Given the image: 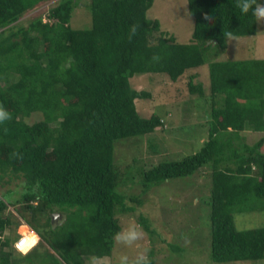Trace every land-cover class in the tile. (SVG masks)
<instances>
[{
  "label": "trees",
  "instance_id": "16d2710c",
  "mask_svg": "<svg viewBox=\"0 0 264 264\" xmlns=\"http://www.w3.org/2000/svg\"><path fill=\"white\" fill-rule=\"evenodd\" d=\"M46 1L0 0V103L11 114L0 124V182L18 179L14 189L0 192V264H82L83 257L107 258L121 229L116 215L123 213L133 214L148 235V256L155 264L152 242L161 239L160 225L177 224L189 232L198 218L192 209H183L182 199L178 215L185 212L193 219L149 221L140 210L144 194L170 179H186L202 166L209 171L206 264H264V224L241 230L234 225L236 213L264 212V58L208 62L206 139L181 159L136 170V193L120 189L127 181L113 156L116 140L165 127L158 114L138 115L135 99L150 93L132 88L128 78L161 73L175 81L201 65L209 47L220 53L228 37L255 35L252 11L243 14L236 0H186L193 18L191 39L178 43L159 30L157 19L146 16L152 0H87L90 26L82 29L68 23L76 0H56L44 13L45 21L35 15L26 24L18 22ZM132 25L138 27L129 40ZM194 78L188 74L185 87L189 95L201 97L202 85ZM32 113L41 117L27 123ZM245 131L260 135L245 141ZM51 212L62 221L53 225ZM22 222L41 237L27 256L12 253L19 237L13 232ZM170 236L162 239L164 263L172 262L167 254H186V248L174 244L179 233ZM44 246L59 261L47 260L49 253L38 250Z\"/></svg>",
  "mask_w": 264,
  "mask_h": 264
},
{
  "label": "rangeland",
  "instance_id": "374dc122",
  "mask_svg": "<svg viewBox=\"0 0 264 264\" xmlns=\"http://www.w3.org/2000/svg\"><path fill=\"white\" fill-rule=\"evenodd\" d=\"M76 1L77 4H75L71 11L68 23L72 28H87L90 26V13L86 6L87 0ZM55 2L56 0H49L38 4L25 13L18 22L26 24L35 15H40L41 18L45 19L44 13ZM146 16L150 19H157L159 30L172 35L176 42H190L193 18L187 13L186 0H152L150 7L146 11ZM256 27L255 35L228 37L226 39V47L220 53H215V49L209 47V50L204 54V62L199 66L186 70L183 73L184 75L182 74L175 81L168 80L161 73H137L128 78L129 85L132 88L150 93L149 97L135 99L134 105L138 115L141 117H148L152 113L160 115L164 119L163 125L165 127L163 128L165 130L160 131L159 128H156L150 133L118 139L114 142V163L119 167L118 171L123 173L122 177H126L127 181V187H119L121 190L124 189L126 193H136L138 191L136 185L138 175L136 174V170L139 171L141 167L147 168L162 160L181 159L185 155L199 149L202 142L206 139V119L210 107L207 64L209 61L214 60L264 58V23H257L256 21ZM190 73L195 74L194 82H199L202 85L203 96L188 94L185 82L186 77ZM11 79L13 80L14 77H11ZM40 117V113H32L28 117H25L24 120L27 123H31ZM241 135L243 136V140L248 141L252 137L256 138L260 135V132H255L254 134L250 133V131H245ZM151 146L157 152H151L148 148ZM208 177L209 171L207 166H202L192 175L186 177V179H170L165 181V184L158 185L144 194V201L142 206H140V210H144L143 214L148 216L149 221L159 222V218L172 220L177 216L179 219L180 217L182 219L184 216L187 220L193 219V215L191 217L190 214L187 215L185 212H181L178 215L182 199L186 203L183 209L186 211L192 209L198 218V226L189 230V232H186V229H183L181 232V228H178L177 224L171 227L168 224L164 229L160 225L161 239L155 238L152 242L155 264H206L207 258L203 252V247L206 248V253L208 252L209 254V236L205 234L208 230V205L206 204L209 189ZM5 179H8V176H5L3 180ZM131 182L134 184L129 188L128 185ZM17 184L18 179L15 178L9 179L6 182L1 181L0 192L6 189H14ZM14 191L16 192V190ZM155 200L156 208L153 210L151 207ZM167 200L170 202H166ZM197 201L201 202V211H196L197 207L195 203ZM150 210H153L155 214H151ZM156 214L159 216H153ZM116 217L121 229L127 227L130 223L137 224L131 213L118 214ZM60 221H62V216L56 217L53 225L60 223ZM263 224V211H249L234 215V225L238 230L260 227ZM20 225L18 224L15 227L13 233L17 234ZM175 231L180 236H174L177 238L174 244L186 248V254L185 256L183 254L182 256L180 255V257L174 254H167L171 255L167 258L172 260V262L165 261L164 263L163 260L165 259H161L164 256V253H162L163 249H165L162 246V239H169L171 237L170 234ZM9 232L11 231L9 230ZM143 232L144 239L141 241V244L150 249L151 245L149 244L148 235L144 230ZM38 250L44 252L45 255L49 253V256L46 255L47 260H53V262L58 260L55 252L50 248L44 246L42 249L38 248ZM122 251L128 252L130 255L134 254V250L122 249L114 240L111 253L107 258L83 257L82 264H116V257ZM12 253L14 255L20 254L16 249ZM260 262H263V260L238 264H260Z\"/></svg>",
  "mask_w": 264,
  "mask_h": 264
},
{
  "label": "clouds",
  "instance_id": "9594fccd",
  "mask_svg": "<svg viewBox=\"0 0 264 264\" xmlns=\"http://www.w3.org/2000/svg\"><path fill=\"white\" fill-rule=\"evenodd\" d=\"M236 7L240 8L243 14H247L251 10L257 23H264V3H260L258 0H236ZM42 20L45 21L44 18H42ZM137 27V25H132L130 27L129 40L136 35ZM153 59L158 60L159 57L154 55ZM10 119V112L0 103V124ZM12 155L16 158H22L20 153L14 152ZM33 192H35V189H33ZM37 198H39V196H37ZM17 234L19 239L14 242L13 247L22 256H27L41 240L37 231L31 228L27 223H21L17 230ZM143 239V229L135 223H130L127 227L115 233L114 240L120 248L134 250V254L132 255L122 251L116 257V264H151V260L148 256L150 249L141 244Z\"/></svg>",
  "mask_w": 264,
  "mask_h": 264
},
{
  "label": "water",
  "instance_id": "95a60500",
  "mask_svg": "<svg viewBox=\"0 0 264 264\" xmlns=\"http://www.w3.org/2000/svg\"><path fill=\"white\" fill-rule=\"evenodd\" d=\"M58 216H60V214L58 212H51L50 213V222L53 223L54 219Z\"/></svg>",
  "mask_w": 264,
  "mask_h": 264
},
{
  "label": "built area",
  "instance_id": "2783aa9c",
  "mask_svg": "<svg viewBox=\"0 0 264 264\" xmlns=\"http://www.w3.org/2000/svg\"><path fill=\"white\" fill-rule=\"evenodd\" d=\"M17 239H19V237Z\"/></svg>",
  "mask_w": 264,
  "mask_h": 264
}]
</instances>
